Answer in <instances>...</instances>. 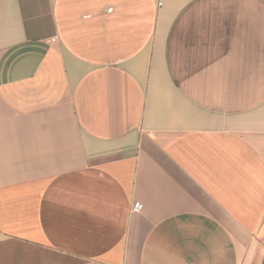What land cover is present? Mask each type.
<instances>
[{"label": "crops", "instance_id": "1", "mask_svg": "<svg viewBox=\"0 0 264 264\" xmlns=\"http://www.w3.org/2000/svg\"><path fill=\"white\" fill-rule=\"evenodd\" d=\"M260 249L264 0H0V264Z\"/></svg>", "mask_w": 264, "mask_h": 264}, {"label": "built area", "instance_id": "2", "mask_svg": "<svg viewBox=\"0 0 264 264\" xmlns=\"http://www.w3.org/2000/svg\"><path fill=\"white\" fill-rule=\"evenodd\" d=\"M133 209L136 210V211H139V210L141 209V205H140V203H135V204L133 205Z\"/></svg>", "mask_w": 264, "mask_h": 264}, {"label": "rangeland", "instance_id": "3", "mask_svg": "<svg viewBox=\"0 0 264 264\" xmlns=\"http://www.w3.org/2000/svg\"><path fill=\"white\" fill-rule=\"evenodd\" d=\"M264 254V251H262V253H261V249L259 250V255L261 256V255H263Z\"/></svg>", "mask_w": 264, "mask_h": 264}]
</instances>
